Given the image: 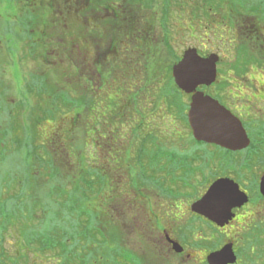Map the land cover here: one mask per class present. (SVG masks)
I'll return each instance as SVG.
<instances>
[{"label":"flooded vegetation","instance_id":"flooded-vegetation-1","mask_svg":"<svg viewBox=\"0 0 264 264\" xmlns=\"http://www.w3.org/2000/svg\"><path fill=\"white\" fill-rule=\"evenodd\" d=\"M23 2L22 0V4ZM28 2H25L24 5L29 4L32 7L48 5L52 7V4L53 6H61L63 8L62 14H69L72 11L77 15V40L74 53L76 54L78 72L77 83L82 94L80 97L85 95V91L91 90L95 95L93 90H96L94 88L96 82L97 86L109 84L110 81L115 82L116 75L119 79L127 80V84H125L130 92V79L132 73L136 72L134 70H137V64L142 73L141 77L144 79L145 74L143 75V73L146 72L143 71L145 67L143 63H145L148 49L150 48L151 52L155 48L162 49V46H159L162 44L161 40L167 42L170 39L167 27L170 20L172 23L178 13H187V21L191 20L190 24L193 28H196L194 25L196 21H204L205 24L210 22L223 23L217 26L216 34L219 33L220 37L225 36V33L236 38L240 36L242 38L244 33L257 38L264 37V29L261 31L262 28L260 27V21L264 22V0L253 1V3H257L255 7L247 6L244 0H216L215 3L209 2V0H57V2L29 0ZM15 6L17 7L12 2V8ZM86 7L87 9H85ZM89 7L91 8L89 9ZM259 9L262 12H259ZM255 10L256 12H254ZM245 11L249 13L245 14ZM194 14L197 15L198 20L193 19ZM13 15L12 23L9 24L6 31L1 32V36L2 34H6V37L16 35L18 40H31L35 33L52 34L46 31L36 32L34 29L24 31V26L26 27L29 21L26 18L19 20L21 16H16V13ZM228 17H231L234 24L231 30L227 32ZM47 19L51 20V18H45V20ZM245 20L251 24L247 26V30L244 28L243 22ZM59 21L60 27L61 25L64 28L67 27L68 20L64 15L59 18ZM205 24L198 23V27L203 25L207 28L208 26ZM20 35L25 38H21ZM33 43L35 41H30L31 45ZM52 43L51 40L49 44ZM17 44L26 47L25 41H17ZM220 49H222L219 50L220 52H206L207 48L197 50L202 57L211 54L219 55L229 51L226 46L220 47ZM55 50L57 48L47 50L48 55H55ZM65 52L66 50L63 49L60 55H66ZM137 55L141 56L138 63H136ZM221 61L219 55L217 67ZM217 81L210 86H201L199 90L218 99L209 93ZM240 81L242 80L235 79L237 84ZM143 92L144 88L141 89V94ZM230 97L235 101L242 98L241 95L233 94ZM257 100L259 103L254 102V105L258 111H261L260 102H264V99L260 97ZM219 101L243 122L251 140L247 148L232 151L215 144L197 141L190 128L193 146L197 145L203 151L206 148L213 149L220 155V157H215L213 153V158L212 155L207 157V154L200 157L194 153V150L179 151L176 148L166 147L163 144V136L172 140L177 137L164 135L163 127L155 123L156 128H148L151 134L148 142L147 138H142V141L145 140L146 146L143 141V153L141 155L143 169L139 177L132 176L125 171L128 162L124 163V169L118 167L115 170L110 166V160L105 158L103 164L108 161L107 168L103 170L101 175L95 177L97 179L95 183V210L97 216L103 210L104 214L108 215L112 221L117 215L124 219L123 234L125 238L115 239L112 234H108L106 246H100L97 239L95 241L97 246H94L96 249L93 252L94 264H148V255H156L159 260L157 264H197V262L199 264H211L209 256L221 251L228 244L233 245V251L237 257L235 263L229 264L241 263L243 257H240L241 253L238 247L242 241L241 238H238L240 232L264 229L263 226H260V223H263L261 221L263 212L258 209V200L264 201V196L260 193V179L264 173L259 177L258 194L255 198L239 182V178L248 175L254 169L252 159H256V154L259 153L261 145L264 143L261 140H255L251 134L253 132L258 133V128L264 130V123L253 126L252 131L242 117L247 110L241 107L244 104L238 109L236 102L228 105L221 100ZM247 101L253 102L250 99ZM81 104L77 109L78 112H76L77 117L89 114V112L84 111ZM115 113L111 111L104 120H95V125L113 124L112 116ZM153 130H155V135L151 132ZM100 133L101 126H96L94 143L101 149L105 138ZM107 137L109 141L112 139L117 141L113 135ZM124 140L123 138V153L126 156L130 154L131 143ZM250 148L255 150L251 158L247 156V151ZM220 151L224 152V155ZM239 155L241 158L236 160L235 157ZM244 155L247 156V159L243 157ZM152 156L154 157L151 158ZM96 161L99 165L102 163L100 151ZM224 178L234 180L239 185L240 190L248 196V202L235 207L232 210L233 216L221 226L193 211L192 205L206 194L214 182ZM136 179H139L138 183L134 181ZM134 182L136 184H133ZM98 219L100 220L101 217ZM99 220L97 226L102 224ZM102 226L105 227L106 225L103 224ZM204 231L209 232L206 234L207 236L204 235ZM96 236L98 237V233Z\"/></svg>","mask_w":264,"mask_h":264},{"label":"rangeland","instance_id":"rangeland-1","mask_svg":"<svg viewBox=\"0 0 264 264\" xmlns=\"http://www.w3.org/2000/svg\"><path fill=\"white\" fill-rule=\"evenodd\" d=\"M23 1L22 4V0H0V34L8 29L9 24L12 23L11 18L15 13L16 16H21L19 20H25L27 17L29 24L34 23L35 19H42L41 21H43L44 18H51L49 26L51 23H57V26L52 33L54 37L50 40L48 39L47 42L52 40V47L57 48L59 54L65 49L66 55L61 56L63 60L61 65L56 63L49 65L44 57L41 60L35 59L33 56L30 57L31 40H18L16 35L8 37H6V34L0 35V131L3 133L4 130H9L10 134L7 139L9 142L14 141L17 143L15 145L9 144V148L6 143V149L0 148V256H2L4 264H14L15 262L17 264H49L53 255L60 254V261H62L63 257V260L70 262V264H79L80 259H82L81 261L83 262L84 260L87 262V255L95 252L96 247L94 246H97V242L95 243L96 239H94L93 243L88 242L85 248H82L81 255H76L72 251H66V253L60 246L54 250L50 249L42 253L37 243H33L28 247L26 245L27 238L31 240L37 231L40 232L44 230V232H48L47 229L52 230L55 228L52 224L55 215L52 212L53 207L50 205V195L54 186L57 188V186L60 185L59 182L63 180L67 185L66 188L68 191L72 192L73 189L75 190L81 185L84 186L79 182L81 179L85 180L83 176L88 180L90 179L87 170H90L91 166H87L88 164L90 165L89 162H86L88 164L85 165L84 159L88 157L89 161L92 162L94 155H91V153H89V156L87 154H81L82 156L79 160L77 159L76 155H78V152L79 154L82 152L79 150L81 148L80 140L85 136L87 124L89 125L90 123L92 127V122L95 123L97 118L99 119L102 117L105 119L107 114L111 112L112 100L122 98V93L120 92V88L122 87L116 81H110L109 84L106 83L100 86H97L96 82L94 87L96 90H93L95 95L91 90L88 92L85 91L84 94L86 96L80 97L82 94L77 83L78 72L76 69V54L74 53L77 40V15L71 11L69 14L65 13L66 16L62 14L63 8L61 6L53 7L52 4V15L49 10L46 11V9H50L48 5H43L41 8L39 7L38 11L35 13L34 10L28 11L26 10L27 8H24L25 2L29 0ZM49 1L57 2V0ZM253 1L255 0H248L249 3H253ZM12 2L14 5H17V7H14L15 9L12 8ZM209 2L215 3L216 0H209ZM28 3L30 4V2ZM58 7L61 10H59ZM59 11H61V13ZM246 13L249 12L245 11V14ZM186 14L187 13L184 12L178 13L174 17L175 19L172 23L170 20L169 26L167 27V33L170 39L166 42L170 49L168 51L164 49L163 51L165 53H169L170 51V53L181 56L189 47H196L198 50L207 48L206 52H217L222 50L220 47L226 46L229 51L219 54L222 61L218 66V81L209 93L225 104L231 105L236 102L238 109L244 104V106L241 107L247 110L242 117L249 129L253 131V126L264 123V102H260V107H262L261 111H258L254 105V102L256 104L259 103L257 99L260 97L264 99V37H261V41L258 39L256 41L252 40L253 35L249 36V34L245 33L242 34V38L241 36L236 38L228 33L220 37L219 33L216 34L218 31L217 26L223 23L210 22L205 24L204 21H196L194 23L196 28H193L190 24L191 20L187 21L188 17H186ZM22 15L25 16L22 18ZM63 15L68 20L67 27L65 28L63 25L60 27L59 21V18H62ZM228 18L227 32L231 30L234 24L231 17ZM193 19L198 20L199 18L194 14ZM198 23L205 24L208 27L205 28L203 25L198 27ZM243 23L245 30H247V26L251 25L246 22V20ZM257 26H259V23H257ZM260 27L262 31L264 29V22L261 23ZM24 29V31H30L32 28H26L24 26ZM37 35L38 34L35 33L33 39L37 38ZM58 35H60V37H58ZM20 37L25 38L22 35H20ZM17 41H25V46L27 48L22 46V44H17ZM238 42L240 43L238 44ZM163 44H165L164 41ZM46 55L47 59L51 58V55H48V53ZM54 56L57 57V55ZM172 57L173 56L169 55L163 56L164 60H166L164 62V69L173 61L172 59L174 57ZM51 60L54 59L51 58ZM49 67H52V69H49ZM141 74L140 70L138 72H133L131 80L141 82V79H143ZM144 74L145 73H143V75ZM235 79H241L242 81L237 84L235 83ZM231 81L232 83H229ZM42 88L47 89L46 94L39 95L37 92ZM151 88H154V85L149 89ZM154 90L155 89L151 90L153 92H150L148 88L145 87L144 92L138 94L139 101L140 98H144V101L147 102L144 103L143 107V114L146 116V119H143L144 126L148 127V124L155 125V123H157L158 126L162 125L164 129H167L165 131L163 129L164 135L177 137L172 140L163 136V144H165L166 147L176 148L179 151L194 150V153L200 155V157L207 154V157H211L212 155L213 158V153L215 157H220L219 153L213 151V149L206 148L203 151L197 145L193 146V137L189 127L179 116L177 117L175 113L172 114L171 109L165 102H161L162 100L158 101L161 99L162 94H160L159 91V93L155 95ZM52 91L56 93L58 100L53 99L54 92ZM232 94L241 95L242 98L235 101L230 97ZM247 99L253 102H248ZM182 100L190 106L191 96L190 99L183 97ZM80 104L84 111L89 112V114H85L82 117L76 116ZM234 110L236 111V109ZM130 124L129 130L131 131L132 126L134 127L136 123L133 124L131 120ZM90 126L87 128V130H89L88 135L93 136L94 128L92 130ZM100 126L101 125L98 124V127ZM174 128H176V130H174ZM155 130L151 131L154 135ZM32 131L34 135L31 141L34 142L33 144L35 147L43 142L45 143L46 137H50V135L59 132L64 138V146L67 144L69 148L74 149L69 153V160L72 164L77 165L79 169L72 168L71 170L68 164L66 166V160L59 157V155L54 152V146L52 145H47V150L51 155L50 158L48 157L49 164L52 160V165L50 164L47 166L46 170H43V168L37 169L38 163L34 161L33 170L26 167L29 161L27 160L26 150L23 149V142L25 140V134H30ZM257 131L258 133L253 132L251 134L255 140H259L263 137L261 135L262 130L258 128ZM36 133H38V135ZM119 133L122 134V130H119ZM142 136L145 137V139L147 138L148 142L151 134L149 132V134H143ZM126 137L127 139L125 138V140L133 145L132 151L133 149L138 150L139 145H136V143L137 141L139 142V136L136 138L135 132H132L130 136L127 135ZM144 145L146 146L145 140ZM56 146L58 147H56L55 150L62 151L60 150L62 148L61 145ZM220 153L224 155V152L220 151ZM34 154H36V151H34ZM133 154L135 156L133 155L131 159L128 160L129 164L127 163V166L130 168L133 166L135 161L134 157L136 158L137 153L133 152ZM243 157L247 159L246 155ZM105 158V155L102 154V164ZM240 158L241 155L235 157L236 160ZM252 161H254L253 171L239 178V182L244 188L248 189L253 195V198H255L258 194L259 177L264 173L263 150L259 151V153L256 154V159L254 158ZM51 172L57 174V177H52ZM29 173H31L32 176L28 175ZM55 179L59 181L55 183ZM7 184L10 186L11 190L5 189ZM6 201L8 205L6 204L5 208L8 209L7 212L10 216L12 215L13 223L7 224V228L4 229V225L6 224L3 222L5 216L3 214L2 205L5 204ZM258 203V209L263 212L261 217L263 223H260V226L264 227V201L258 200ZM95 204L96 200L94 199L93 206ZM248 211L250 212V209H248ZM98 217H101V219L99 220ZM98 220L108 227L107 234H112L115 239L125 238L123 234L124 219H121L119 215L112 221L104 214H100L96 217V221ZM36 227H39L41 230H32ZM208 233V231H204V235ZM78 236L77 238L74 237L69 240L72 245H78ZM238 238L242 239L238 244L241 253L240 257H243L240 264H264V229L259 228L256 231H242L240 235H238ZM3 256L5 257L3 258ZM148 256V264H157V262H159L156 255ZM197 264L199 263L197 262Z\"/></svg>","mask_w":264,"mask_h":264},{"label":"trees","instance_id":"trees-1","mask_svg":"<svg viewBox=\"0 0 264 264\" xmlns=\"http://www.w3.org/2000/svg\"><path fill=\"white\" fill-rule=\"evenodd\" d=\"M244 2L247 6L255 7V5H257V3H249L248 0H244ZM24 8H27L26 10H28V11L34 10L36 13V11H38L39 7L35 6V8H34L31 5L26 4ZM32 8H34V9H32ZM90 8L91 7H89V9ZM73 9H75V8H73ZM85 9H87V7ZM47 10H49L51 15H52V12H51L52 8L50 7V9H46V11ZM59 10H61V9L59 8ZM256 10L254 12H256ZM261 10H262V8H261ZM261 10L259 9V12H262ZM31 14H33V13H31ZM22 16H25V15H22ZM26 20L28 21L27 17H26ZM41 20L42 19H35L34 23L26 24V28L29 27V28H32L36 31H41V32L46 31V32L53 33L54 29L57 26V23H54V24L51 23L49 26L50 19L45 20V18H44L43 21H41ZM260 23H262V22L260 21ZM42 35L43 34H38L37 38L31 39V41L32 42L35 41V43H33L30 47V54H29L30 57L33 56L35 59H38V60H41L44 57V59L47 60V64H49V65H53V63L61 65L63 60H62L61 55L59 54L58 50H55V52H56L55 55H57V57L54 55L53 56L51 55V58H53L54 60H51V58L47 59V55H46L48 52L47 50H50V48L54 49V47H52V44H49L50 41L48 43L47 40L52 39L53 35L52 34L51 35H43V36ZM257 39L259 41L262 40V38H257V37L252 38V40H255V41ZM163 41L164 40H161L162 44L159 45V46H162L161 50H159L158 48H155V50L153 49L154 51L151 52L150 51L151 49L150 48L148 49L146 58L144 60L145 63H143V65L145 66L143 71L146 73H145V78L142 79L143 80L142 85H141L140 81L136 80V82H135V81H132L130 79L131 88H130V92H129L127 85H126L127 80H124L123 78L119 79L117 77V75L115 76V78H116L115 81L122 87V88H120V90H121L120 92L122 93L121 94L122 98H116L115 100H112V102H111L112 108L110 109V111L116 112L115 115L112 116L113 117L112 120L114 121V123L111 125H110V123L109 124L108 123H101L100 135L105 138V140H103L104 145L100 149V148H98V145L96 143H94V138H95L94 131H93V136L88 135L89 130H87V128H89V126H90V123H89V125L88 124L86 125L85 136L83 137V139L80 140L81 148L79 150L82 152L80 154L78 152V155L75 154L77 156L78 160L82 156L81 154H87L89 156V153H91V155L92 154L94 155V159L92 162L89 161L88 157H87V159L86 158L84 159L85 165L88 164L86 162H89L90 165L88 164L87 166H91L90 170H87V174H88L90 179L88 180L85 178V176H83L84 179L87 181L81 179L79 182L82 183L84 186L81 185L82 187L80 186L79 188H76L75 190L73 189L72 192L68 191V189L66 188L67 185L65 184V182H63V180L61 182H59L60 185H58L57 188H55V186H54L52 193L50 195V199H51L50 205L53 207L52 212L55 215V219L52 220L53 227H55V228H53L52 230L47 229L48 232H44V230L42 231L39 227L33 228L32 230H34V231H37V230H41V231L40 232L37 231L34 234L35 236L33 235V237L31 238V240L29 238H27V244L26 245L28 247H30V245H32L33 243H37V244H39L38 248H40V250H41L40 252L44 253L50 249L54 250L55 248H58L60 246V248L64 249L65 252L66 251L67 252L72 251L76 255H81L82 254V248H85V245L88 242L93 243L94 239L99 240L100 246H104V245L106 246V242L109 238L108 234H107V228L108 227L102 226L103 223L101 221L100 222L102 224L97 226V221H96L97 211L95 210L96 205L93 206V200L94 199L96 200L95 183H96L97 179L95 177L101 175L103 170H105L107 168V166H108L107 162L108 161L106 162V164L101 163L99 165V164H97L96 158H97V155L100 151L101 156H102V154H104L105 157L110 160L109 164H111L110 166L112 167V169L116 170L118 167H121L122 169H124V163H126V162L129 163L128 160H130L131 157L134 155L133 152H136L137 154H136V158L134 157L135 161L133 163V166H131V168L125 167L126 168L125 171H127L128 174H130L132 176H138L139 177V175L142 174L143 168L141 165V155L143 153L142 142L144 141V140L142 141V138H143L142 135L143 134H149L150 131H148V128H150V127L156 128V125L148 124V127L144 126L145 124L143 122V119H146V116L143 114V107H144V103H147V102L144 101L145 100L144 98L143 99L140 98V101L138 99V94H141V89L147 87L148 91H150V92H153L151 90L155 89L154 90L155 95H157L160 91V94H162V97H161V99L157 98V99H159L158 101L162 100L161 102H165L168 105V107L171 109L172 114L175 113L177 115V117L179 116L180 119L182 121H184L190 129L188 116H187L189 105L186 104L182 100L183 97L190 99V96L188 94H186L185 92L181 91L175 85L173 77H172V66L178 60H180L182 55L179 56V55L170 53V51H169V53L168 52L165 53L163 50L165 49V51L166 50L168 51L170 48H168L169 46L166 43V41H164L165 44H163ZM166 55L173 56L174 58L172 57L173 61L166 67V69H164V65H165L164 62L166 60H164L163 56H166ZM139 57H141V56L137 55L136 63L139 62V60H140ZM138 66L139 65L137 64V70H134V71H136V72L139 71ZM49 69H52V67H49ZM37 79L39 80L38 77H37ZM119 80H121V81H119ZM153 85H154V88L149 89ZM44 89L45 88H42L37 93L39 95L46 94L47 89H45V91H44ZM52 92H54V91H52ZM53 99L58 100V97L56 96L55 92L53 93ZM67 103H70V102H67ZM148 107H149V105H148ZM97 120H98V118H97ZM99 120L101 121L104 119L102 117H100ZM131 120L133 121V124L136 123L134 127L132 126L131 131L135 132L136 138L139 136V142L137 141V143H136V145L137 144L139 145V148H138V150L133 149V151H132L133 145L131 144L130 154L125 156V154L123 153V151H124L123 143L124 142L122 141L121 138L127 139L126 136L127 135L130 136V134L132 133L129 130V126H131V124H130ZM171 121H174V120H171ZM128 124H130V125H128ZM126 125H128V126H126ZM165 125H166V123H165ZM96 126H98V125H95V123L92 122V127L91 126L90 127L93 130V128L95 129ZM119 130H122V134L119 133ZM165 130H167V129H164V131ZM82 133H83V130H82ZM9 134H10L9 130H4L3 133L0 131V148L1 149H6V146H5L6 143H7L8 148L10 146L9 144H11V145L17 144L14 141L9 142V140L7 139ZM36 134L38 135V133H36ZM33 135H34L33 131L30 134L29 133L25 134V140L23 142V149L26 150L27 160L29 161V163L26 167L30 168V170L34 169V161H37V163H38L37 169L43 168V170H46L47 166H49L50 164L52 165V163H53L52 160L49 164L48 157L50 158L51 155H50V152L47 150V145L54 146V152L57 155H59V157H62L66 160V166L68 164L69 165L68 167H70L71 170H72V168L79 169V167L77 165L72 164L69 160V153H71V151L74 149L69 148V145L67 146V144H66V146H64V144H65L64 138L62 137V135L59 132H56V133L50 135V137H46L45 140L47 142L45 141V143L43 142L42 144L37 145L36 147L33 144L34 142L31 141ZM109 135H113L117 141H115V140L113 141V139L111 141H109L108 137H107ZM261 135L263 137H261L259 140H261L262 143H264V130L263 129H262ZM124 141L127 142V140H124ZM55 144L61 145L62 148L60 150H62V151L55 150V148L58 147ZM263 145H261L260 151L263 150V152H264V146ZM34 151H36V154H34ZM127 151H128V148H127ZM254 152H255V150L250 148L247 151V156L249 158H251ZM154 156H152L151 158H153ZM167 157H165V158H167ZM81 170L86 171L83 168ZM116 172H118V171H116ZM51 174H52V177H57V174L52 173V172H51ZM28 175L32 176L31 173H29ZM54 181L56 183L59 180L56 181V179H55ZM134 181L135 182L137 181L136 183H138L139 179H136ZM135 182L133 184H136ZM7 185L5 186V189L11 190L10 186L9 185L7 186ZM17 198H20V197H17ZM6 204L8 205L7 201L5 202V204L2 205L3 214L5 216V219L3 222H5V224H6V225H4V229L7 228V224L13 223L12 215L10 216V214L7 212L8 209L5 208ZM35 213H36V211H35ZM101 214L102 215L104 214L103 210L101 211ZM104 215L106 217H108V215H106V214H104ZM96 233H98V237L96 236ZM77 236H78V245H76V244L72 245L69 240L71 238H74V237L77 238ZM37 254H38V252H37ZM4 257L5 256H3V258ZM86 259H88L87 262H86V260H84V262H83V261H81L82 259H80L79 264H94L93 253H91L90 255L88 254ZM60 260H61L60 254L53 255V258L49 262V264H70V262H68V261L66 262L65 260H63V257H62V261H60ZM0 264H4L2 256H0ZM14 264H17V263L15 262Z\"/></svg>","mask_w":264,"mask_h":264},{"label":"water","instance_id":"water-1","mask_svg":"<svg viewBox=\"0 0 264 264\" xmlns=\"http://www.w3.org/2000/svg\"><path fill=\"white\" fill-rule=\"evenodd\" d=\"M218 61L216 54L202 57L196 48H189L173 65L172 75L176 86L192 95L188 121L194 138L232 151L243 150L251 140L242 121L217 99L198 90L216 82ZM260 193L264 196V175L260 179ZM246 202L248 196L239 185L224 178L214 182L206 194L193 203L192 210L223 226L233 216L232 210ZM236 260L232 244L209 256L211 264H229Z\"/></svg>","mask_w":264,"mask_h":264}]
</instances>
